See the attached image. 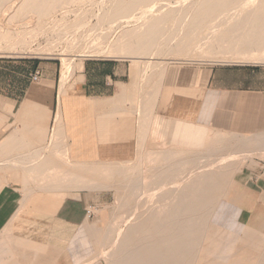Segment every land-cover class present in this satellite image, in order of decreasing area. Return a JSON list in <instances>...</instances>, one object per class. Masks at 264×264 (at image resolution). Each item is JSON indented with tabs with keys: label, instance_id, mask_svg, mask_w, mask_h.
Returning <instances> with one entry per match:
<instances>
[{
	"label": "rangeland",
	"instance_id": "1",
	"mask_svg": "<svg viewBox=\"0 0 264 264\" xmlns=\"http://www.w3.org/2000/svg\"><path fill=\"white\" fill-rule=\"evenodd\" d=\"M94 1L99 2V0ZM94 1L82 4L84 11H87L84 19L91 18L93 12H98V4ZM148 1L145 0V2ZM165 1L173 0H156L155 2L163 5ZM63 8L56 9L51 15L61 18ZM67 8L73 9L74 5ZM69 19H74L72 13L69 14ZM90 22V24L95 23V18L92 17ZM170 22L166 21L163 26L167 27ZM0 23L13 25L7 23L6 16L3 15H0ZM94 37L98 38V35ZM137 38L140 37L134 39ZM65 39L61 36L55 43H47L46 37L40 34L36 39H32V42L30 41V48L23 45L7 48L4 44L1 45L0 56L30 55L51 58L61 64L60 71L64 67L66 58H74L72 71L80 66L76 58L86 56L109 57L125 61L129 67V74L125 76V85L129 87V89H124L127 91L126 104L130 107L132 103L130 99L135 93L136 98L133 103L138 104V99L142 98L151 108V114L148 118L150 122L145 141L142 145H136V147L141 146L145 149L143 152L145 163L139 170V174L131 172L133 169L129 170L127 176H125V171L120 173L117 170L106 174L107 178L104 182L108 183L95 191L99 198L98 202L83 205L87 213L90 210L89 216L86 217L87 220H83L80 225L69 224L67 229L70 233L66 235L70 238L68 248L65 251L56 250L54 253L58 255L63 252L60 254L62 264H130V259L125 257L130 245L126 248L121 247L122 235L130 226L141 225L143 228L147 227L150 238L154 237L155 225L165 219L171 206L181 199L179 193L183 190H172L174 185L182 188L190 187L186 191L192 194L187 197L188 202L207 201L209 199L207 196L196 197L194 194L203 192L199 186H196L202 183V179L204 181L205 173L215 164L214 159L227 157L230 150L235 151L236 149L237 151V148L241 147L245 141L249 142L244 149L247 152L255 146H264V129L247 128L237 123L239 119L249 118V116L255 121L259 117L264 119V58H257L260 53L257 50L246 54L247 58L237 57L230 53L206 57L198 50H191L186 54L176 46L166 48L164 41L160 45L153 43L144 51L130 53L123 51L120 46L123 38L118 27L113 28L101 42H97L101 39H94V42L91 41L93 44L87 42L73 49H64L67 45ZM89 45L99 47L100 52L87 50L86 46ZM149 62L163 63L164 67L154 68L153 65H147ZM212 68L219 73L222 90H215L207 82ZM166 92L171 93L172 103H165ZM215 92L220 94L222 100L215 105L217 110L227 109V105L230 104L231 109L229 110L232 111L220 121H217V116L213 117ZM181 100L184 112L183 121L190 120L203 131L196 132L192 138L190 132L193 130L190 131L189 127L184 124L185 126L175 130L176 132L180 130L179 137L185 136L184 141L174 139L163 141L166 135L153 132L154 128H160L156 124L157 117L162 113L163 116L174 115V118L181 119ZM173 150L177 151L176 154L179 157L168 159L166 153ZM134 153L129 152V158H132ZM248 154L240 156L239 159L230 160L229 165L227 162V165L219 162L220 166L218 164L213 167L217 173L228 175L231 178L224 182L225 187L221 190L223 193L213 197L209 206L184 207L188 210L193 209L190 213H182L186 217L192 216L194 237L190 254L193 258L192 264H264V210H257L256 207L251 210L255 194L249 193L246 188V186L252 187L257 179L264 182V152ZM174 159L182 160L183 163L171 165ZM70 165H73L74 172H76L78 162L69 163L66 168ZM64 174L67 176V172ZM135 180H138L136 190L133 189ZM98 184L100 183L96 182L93 185L96 187ZM168 185L172 186L168 187ZM244 197H247L246 209L241 211ZM232 200L234 202H231ZM206 208H213V210L209 221L203 227L200 218L205 212L200 209ZM18 211L11 218L13 222L3 223L2 227L7 228L14 223L13 219L19 213ZM54 224L55 221H51L49 235L30 238V246L36 248V253H26L19 246L22 240L16 236L18 234L16 227L14 230L4 228L3 230L1 227L0 235L12 232L13 235L7 239H12L16 245L9 247L7 251L1 248L0 260L4 261V264H51L49 259L55 254H50L49 246L58 238L52 235ZM81 234H84V237L78 238ZM141 234H144L142 230ZM256 240L259 242L257 241L258 244L253 246ZM147 241L149 242L150 239Z\"/></svg>",
	"mask_w": 264,
	"mask_h": 264
},
{
	"label": "crops",
	"instance_id": "2",
	"mask_svg": "<svg viewBox=\"0 0 264 264\" xmlns=\"http://www.w3.org/2000/svg\"><path fill=\"white\" fill-rule=\"evenodd\" d=\"M70 59L72 66L63 74L61 64L51 58L0 56V229L23 206L14 220L16 236L22 240L19 246L26 253L36 251L30 246L31 237L50 234L51 221H55L52 235L58 238L50 244V254L65 251L70 241L68 225L87 220L83 205L98 202L96 189L108 183L89 185L86 175L111 160L136 159L145 150L136 145L145 141L151 108L142 98L134 104L135 93L130 107L126 104L128 64L115 58L86 56L76 58L80 66L72 71L74 58ZM147 65L164 67L163 63ZM207 82L222 90L216 69L210 70ZM219 95L215 92L213 103L217 121L232 112L230 104L217 110L215 105L222 101ZM164 98L165 103H172L171 93L166 92ZM180 105L183 120L182 100ZM173 116L160 113L156 120L160 128L153 132L163 133L161 121ZM237 123L264 129L261 117L256 121L243 117ZM129 152H135L132 158ZM72 162H78L76 172L73 165L66 168ZM77 182L85 187L76 189L73 184ZM35 187L47 189L33 193ZM246 188L255 194L251 210H264V182L257 179ZM244 199L241 211L246 209L247 197ZM60 254L51 256V264H62Z\"/></svg>",
	"mask_w": 264,
	"mask_h": 264
},
{
	"label": "bare ground",
	"instance_id": "3",
	"mask_svg": "<svg viewBox=\"0 0 264 264\" xmlns=\"http://www.w3.org/2000/svg\"><path fill=\"white\" fill-rule=\"evenodd\" d=\"M88 1L91 2L92 0H0V15L6 16L7 23L17 24L13 26L0 23V46L4 44L7 48H14L23 45L30 48V41L32 42V39H36L41 34L46 37L47 43H55L61 36H64L67 42L64 49H73L78 45L82 46L87 42L91 43L94 39H101L97 41L101 42L113 28L118 27V30L122 32L123 38L120 46L123 51L130 53L144 51L150 48L151 44L160 45L164 41L166 48L176 46L186 54L191 50H198L206 57L214 54L230 53L231 55L245 58L248 56L246 54L257 50L260 52L257 58H264V53H261L262 51L264 52V0H173L165 1L163 5L162 3H156V0H149L148 2H145V0H99L98 3L93 0L98 4V12H93L91 15V18L93 17L96 20L93 24H90L91 18H83L87 11H84L82 4ZM70 5H74V8L68 9L67 7H70ZM60 8L64 9L61 13V18L51 15L52 12ZM71 13L74 15V19L70 20L69 14L71 15ZM166 21L171 22L167 27L166 25L164 27L163 25ZM78 35L79 37H77ZM97 35L98 38L94 37ZM136 37L140 38L134 39ZM141 37L143 38L141 39ZM28 38L31 39L29 40ZM95 47L92 45L86 46L87 50L100 52L99 47ZM71 62V59L66 58L64 60L63 74L72 66ZM161 122L164 129L161 134L167 136L163 141H167V139L184 141L183 138L185 136L180 135L181 137H179L180 130L178 132L175 130L185 125L189 127L190 131L193 130L192 132L189 131L192 138L196 132L202 130L190 120L185 122L179 118H169L167 120L163 119ZM248 144L249 142L245 141L241 147L237 148V151L236 149L235 151L230 150L227 157L222 156V158L212 159L215 164L207 172L203 170L206 172L204 181L202 179V183L196 186H199L203 192H197L194 195L196 197L207 196L209 198L207 201L188 202L186 199L192 194H188L186 191L190 187L182 188L174 185L172 190H183L182 193H179L181 199L171 206L166 218L155 225L156 234L154 237L150 238L147 227L143 228L138 225L128 228L127 232L122 235L120 245L122 248L130 245L129 251L125 256L130 259V264L193 263V258L190 257L194 238L192 216L186 217L182 215L184 212L190 213L193 209L190 208L188 210L184 207L190 205L209 206L213 201V197L223 193L221 190L225 187L224 182L231 177L214 171L213 167L218 166L219 162L228 163L230 160L239 159L240 156L242 157L251 152L259 154L264 152V146H255L250 152H247L244 149ZM176 152L173 150L170 153H166L168 154V159L179 157ZM148 160L150 161V159ZM144 161L145 154L143 152L138 153L136 159H129L126 162L111 160L105 167L102 166L98 171L87 174L86 182L89 185H93L95 181L103 180L102 182H104L107 178L106 174L114 170L120 173L125 171V176L132 169L133 171L131 172L139 174V170L145 163ZM165 163L167 164V162ZM180 163H183L182 160L174 159L170 164L176 165ZM80 184L82 183L77 182L73 185L76 189H83L85 186ZM73 185L71 187L74 188ZM137 187L138 180H135L133 189ZM165 188L167 189V187ZM44 189L35 187L33 193ZM231 202H234V200ZM22 208L23 206L19 208L18 212ZM200 210L205 212L200 218L203 227H205L211 217L213 208ZM89 213L90 210L88 216ZM9 221L13 222L12 219ZM15 227L14 222L7 228L3 226L2 229L14 230ZM141 230L144 232L143 235ZM12 235V232L0 235V252L1 248L7 251L9 247H15L16 244L14 245L12 239H7V237ZM153 238L155 240H152ZM149 239L150 241L148 242L147 240ZM257 241H255V245H252L256 246L259 242ZM0 263L4 264V261L0 260Z\"/></svg>",
	"mask_w": 264,
	"mask_h": 264
},
{
	"label": "built area",
	"instance_id": "4",
	"mask_svg": "<svg viewBox=\"0 0 264 264\" xmlns=\"http://www.w3.org/2000/svg\"><path fill=\"white\" fill-rule=\"evenodd\" d=\"M35 73H37V72H35Z\"/></svg>",
	"mask_w": 264,
	"mask_h": 264
}]
</instances>
